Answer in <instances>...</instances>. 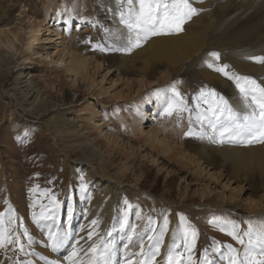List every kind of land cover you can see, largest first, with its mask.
<instances>
[{
	"label": "rangeland",
	"instance_id": "rangeland-1",
	"mask_svg": "<svg viewBox=\"0 0 264 264\" xmlns=\"http://www.w3.org/2000/svg\"><path fill=\"white\" fill-rule=\"evenodd\" d=\"M189 2L197 11L185 21L188 28L198 34L204 31L207 40L213 41L216 21L231 18L236 22L242 16L251 19L246 30L248 41L240 43L239 38L234 44L224 43L222 54L211 52L219 53V59L209 53L201 59L184 61L178 67L169 64L166 57L151 55L153 60L144 77L149 85L140 87L137 74L141 73L140 59L147 50L138 52L143 49L142 43L130 51L125 50L129 47V33L121 22L120 13L128 12L130 6L126 0H0V35L21 31V42L15 51L5 44L0 45V58L13 55L7 79L0 81V235L5 237L4 247L0 246V264H53L57 259L58 250H53L49 233L60 236L69 231L70 234L77 213L86 207L87 180L73 164L80 159L89 161L97 170L101 166L105 177L120 179L126 209L115 212L113 205L101 202L94 213L100 215L97 220L104 215H120L117 216L119 229L115 226L116 234L111 237H121L123 243L117 246H121L118 257L124 256L125 262L135 258L134 263L129 264H142L145 260L142 250L147 252L150 245L157 243L162 230L159 254L155 257L161 261L157 264H165L167 250L173 243L180 245L175 251L182 253V264H189V256L194 264H202L206 249L207 260L212 264H228L227 245L243 255L249 240L244 232L250 225L255 230L264 224L261 216L264 187L259 188L258 181L250 185L232 178L227 182L232 169L227 164L221 165L225 168H222L221 178L215 180L208 174L218 173L221 162L215 165L209 162L204 168L206 171H201L195 163H181L170 153L175 149L185 150L202 162L207 159L198 148L203 142L224 146L227 140L222 142L224 136L220 135L219 126L214 131L209 125V120L213 119L209 108L222 96L235 109L229 93H240L235 77L241 75L232 56L236 53L234 49L245 47L264 33V0ZM30 15L36 21L45 15L50 17L51 29L55 30L52 39L85 59L87 68L81 74L74 77L38 56L31 62L23 60L24 42L28 37L26 19ZM201 17L205 18L203 24L199 22ZM56 31L60 32L59 39L54 37ZM227 38L221 37V43ZM207 46L216 48L214 44ZM235 57L240 61L241 51ZM209 63L213 64L212 68L208 67ZM225 64L229 66L225 71L233 79L215 71V67ZM28 66L31 68H26ZM171 70L173 72L169 73ZM26 71L30 73L27 77L36 83L39 99L45 100V110L38 105H27L17 99V92L13 94L14 79ZM206 71L212 78L206 76ZM259 78L264 80V73ZM213 92L216 95H212ZM169 104L173 106L171 115L166 111ZM139 108L143 111L141 115ZM9 110H12L11 115H8ZM65 115L73 120L61 126L59 118ZM133 117L139 119L141 129L138 131L133 129ZM97 126L101 127L100 135L94 134ZM153 131H157L155 137L164 138L173 150L164 153L161 145L154 141ZM83 134L89 135L92 141L103 138L104 134L109 136L108 150H101L96 161L79 158L78 149L86 138ZM234 144L231 146L251 147L260 142ZM206 191L208 194L204 195ZM92 200L90 203L94 202ZM144 201H149L148 206ZM165 202L173 207L165 210L162 206ZM20 203L21 208H18ZM203 203L210 205L205 219L201 214ZM186 206L194 212L183 209ZM176 230L179 235L177 233L172 242ZM230 232L241 236L244 244L238 243L228 234ZM192 233L196 234L195 246L188 251L183 238L187 237V242L191 243ZM214 248L219 251H213ZM109 250L98 247L94 254L99 257ZM221 253L224 254L222 260Z\"/></svg>",
	"mask_w": 264,
	"mask_h": 264
},
{
	"label": "bare ground",
	"instance_id": "bare-ground-1",
	"mask_svg": "<svg viewBox=\"0 0 264 264\" xmlns=\"http://www.w3.org/2000/svg\"><path fill=\"white\" fill-rule=\"evenodd\" d=\"M49 18L50 17L48 15H45V17L42 20L38 19L39 21H36L34 20L32 15L27 17L26 25H27L28 37L24 42V47H23L24 50L22 55L23 60L26 62H31L32 60L35 59V56H38L39 59L43 61L57 64L60 68H63L64 70L70 72L74 77L81 74L82 71L87 68L85 66V59H82L81 56H79L78 54L68 51V49H65V47H61L62 46L61 44L59 45L57 42H55L54 38L52 39V33L55 30L51 29ZM221 20L222 19L220 18L218 21L214 23L215 27L213 28L214 29L213 41L207 40L204 31L198 34L196 30L188 28L189 24L185 22L182 25V30L179 32L172 31L170 33H161L158 35H153L152 37L149 36L148 39L150 40L148 39L141 40V43L143 44L142 45L143 49L139 50L138 52H145V50H147V52H145L146 54L145 57L140 59L141 73L137 74L138 85L140 87L149 85V81L147 80V78L144 77H147V71L150 68L151 61L153 60L152 59L153 56L151 55H154L155 57L158 54L157 56L158 58L166 57L169 60L168 62L169 64H172L174 67H178L180 63L184 61H190V59L191 60L201 59L205 55L211 53L212 51H217L222 54L224 50L222 48V45L224 43L234 44L239 38H241L240 43L248 41L249 33L246 32V30L251 23V19H244L242 16H239L236 22H234L233 19L231 18H226V21L223 22H221ZM204 21L205 18L203 17L199 19L200 24H203ZM236 34L237 36H233ZM8 35L10 34H6L4 36L5 39L4 37H2V34L0 35V45L5 44V46L9 50L15 51L17 47H19L20 45L19 43L21 42V31L18 30L15 31L13 35L12 33L10 36ZM55 36H57L56 39H59L60 32L56 31L54 33V37ZM221 37H228V38L221 43L220 40ZM144 43L147 44L146 48L144 47ZM207 44H214L215 45L214 47L216 48L212 49L211 47L207 46ZM234 51L236 53H239V51H241L242 59L240 61L236 59L235 57L236 53L232 56L233 61L236 62L235 65L237 66L240 75L250 76L254 78L257 81V83L264 86V80H261L259 78L264 73V64H260V65L254 64L248 62L246 58L249 55H252V53H256L255 56L256 55L260 56L264 54V33L257 35V37H255L253 40L248 42V44L245 47H238L237 49H234ZM229 53H231V51ZM12 56L13 55L9 54L7 57L0 58V81H5L7 79V75L9 74V70H10L9 61H11ZM26 68H31V66H28ZM172 72L173 71L171 70L169 73ZM28 73L29 71L28 72L26 71V73L23 72L14 79L13 94L18 93L19 96L17 99L25 102L27 105H32V106L38 105L41 107V109L45 110L46 109V107L44 106L45 100L39 99L40 94L38 89L36 88V83L32 81L30 76L27 77ZM205 74L207 77L212 78V75L208 71H206ZM229 94H230L229 99H231V101L235 104L234 106L237 111H240L241 113L247 111V109H245L244 107L240 93L235 92L234 94L232 93ZM42 98L45 97L42 96ZM158 100L159 99H157V101ZM138 111L140 112V115L141 113H143V111H141L140 108L138 109ZM11 114H12V110H9L8 115ZM149 115L150 114L146 116ZM92 116L93 115L91 114V118ZM141 118L144 119L143 116ZM132 119H134L133 129L137 131L140 130L141 125L138 122L139 119L134 117ZM146 119L149 121L148 117H146ZM70 120H73V118L68 117L67 115H65L64 117L61 116L59 118V124L63 126V124H67L68 122H70ZM95 128L97 131H95L94 134L100 135L101 127L97 126ZM153 133H155L154 141H156L157 143H159V145H161L164 153L166 152L169 153V151L173 150L172 147H169V145H167L164 142L165 141L164 138L155 137L157 135V131H153ZM163 133L164 135H166L165 132ZM107 136L108 135L104 134L102 136L103 138H99V139L95 138L92 141L89 135L83 134L82 137H86V138L84 144L80 146L78 149V151L81 154L79 158H86V159L90 158V161H94V160L96 161V159L101 156V150H103V152L108 150L107 144H109L110 140L108 138L109 136L108 137ZM223 136L224 138L220 136L221 139L223 138L222 142L227 140L226 141L227 143L223 142L224 146L217 147L215 146L217 143L213 145L212 142L209 143L203 142V144L198 147L199 149L203 150L205 156L207 157V159L203 160L202 162L196 158V155L189 154L187 151L181 149L173 150V152L170 153V156L173 159L180 161L181 163L186 162L188 165L191 163H195L196 166L201 171H206L204 168H207L209 166V162H212L213 165H215L216 162L218 163L221 162L222 164H219V167L223 164L230 165L232 168L230 170L231 177L229 178L228 176L226 178L227 182L230 181L232 178H234L236 181L239 180L245 181L250 185L253 184L255 181H258L259 188H263L264 184L262 182H264V142H260V144H255L251 147L231 146V145H235L234 143H236V141H234L232 137L228 136L227 133H225ZM111 140L112 143L115 142V139H111ZM93 142L95 146L93 145ZM205 162L206 165L204 164ZM73 164L76 167V171L79 173H83L85 179L87 180L88 185H86V190H85L86 198L84 197L86 202V207L80 209L79 210L80 212L77 213L75 221L73 224H71L70 227L71 229H69L70 237L65 241L62 247L57 248L58 256L57 255H56L57 257L55 256L57 259L53 261V264H97V260L101 258V256L103 257L104 260H107L109 264H129L130 261H133L134 263L135 258L131 259L129 262H125L123 260L124 256L118 257V250L120 249L121 246L118 248L117 246L119 244H122L123 242L121 241V237L118 235L111 237L113 233L116 234L115 226L117 229H119V226H117V223L119 221L117 220V216L120 217V215L119 214L115 216H113L114 214L109 216L104 215L101 220H97L100 217V215H97V212L94 213L97 210V208H99L97 206L101 202L103 205H106V203L113 205V210H115V212L119 211L120 209H126L125 208L126 204L124 202L125 198L122 196L123 189L121 188V182L119 181L120 179L110 178L107 176L105 177V175H103L102 173L103 168L101 166H99V169L97 170L95 167H93L91 163H89V161L85 159H80L77 161L74 160ZM222 168L225 167L221 166V168H218L219 169L218 173L216 174L209 173L208 175L214 176L215 180L217 178H221L222 175L221 171L223 172ZM239 189L240 188H238V190ZM207 192L208 191L204 192V195H207L208 194ZM91 200L94 202L90 203ZM146 202L149 201H144V204L148 206ZM164 204L162 206L165 207L164 208L165 210L167 209L166 207L168 208L169 206L173 207L170 203L165 202ZM17 206L18 208H21V203L17 204ZM135 206L136 205H134V207ZM209 206L210 205H206L205 203H203L202 205L203 207L202 209L204 210L203 212H201V214L203 215L204 219L207 218L206 213H208L207 211L209 210L208 208H210ZM190 208L191 207L186 206L183 209L188 210L189 213H193L194 211L192 210V208L190 210ZM15 210L17 209L15 208ZM174 210L177 209L174 208ZM263 210H264V206H263ZM84 211L85 213L83 214ZM261 216L264 217V211L262 212ZM204 219L203 221H205ZM93 220H97V224L94 225L92 223ZM197 222L199 223L200 221L198 220ZM120 232L122 233V231ZM178 232L179 231L176 230V233L173 232V235L171 234L173 236L172 242H175ZM65 233H69V231H66L63 234ZM89 233H91V239H89ZM63 234L60 236H63ZM168 237L169 235L166 236L164 239L165 244L167 242ZM102 244H104V246H102ZM98 247H100V250L101 248L103 250L110 248V250L101 253L99 257H97L94 254L95 252L92 251V249L93 248L97 249ZM74 248L77 250V255L69 259V256L72 254ZM120 255L121 254L119 253V256ZM51 258L53 257L51 256ZM160 261H161L160 258L155 259L153 264L160 263Z\"/></svg>",
	"mask_w": 264,
	"mask_h": 264
},
{
	"label": "snow or ice",
	"instance_id": "snow-or-ice-1",
	"mask_svg": "<svg viewBox=\"0 0 264 264\" xmlns=\"http://www.w3.org/2000/svg\"><path fill=\"white\" fill-rule=\"evenodd\" d=\"M126 3L130 6L128 12H121L120 15L122 18L121 22L126 25L129 33L127 40L129 47L125 49L128 51H130L132 47H139L141 40H147L150 35L181 31L184 22L190 19L192 15L196 14L197 11L192 7L189 0H126ZM210 55L219 59V53L213 52L210 53ZM246 58L264 64V56H250ZM208 67L212 68L213 64L209 63ZM228 67L227 64L222 67H215V71L223 73L225 76H228L229 79H233V77L229 76L225 71ZM235 82L247 111L241 113L235 110L233 106L221 96L219 97V102L216 103L214 107L210 106L209 108L213 117V119L209 120V125L214 131H216L217 126H219L218 130L221 136L228 133L236 142H264V86L257 83V81L250 76H236ZM177 95L179 94L177 93ZM212 95H216L215 92H213ZM172 107L173 106L169 104L166 109L169 115L172 114ZM92 223L95 225L97 221L93 220ZM167 223L168 221L165 219V228ZM25 234H27L26 229ZM228 234L232 235L238 243L244 244L243 238L235 232H230ZM69 236V233H65L63 236H57L50 232L49 239L52 241L53 250L62 247ZM244 236L249 237V240L244 247L242 256L237 254V250L233 248L232 245L226 246L228 249V264H264V259L257 258L264 257V224L255 230L250 225L249 230L244 232ZM162 237L163 230L160 233L157 243L150 245L147 252H143L142 250V255L145 257L142 264H153L155 257L159 254V245L162 242ZM89 239H91V233H89ZM183 239L185 240V249L191 251L195 246L196 234L192 233L191 243L187 242V237ZM253 240H255V244ZM8 242L11 243L12 241L9 240ZM4 243L5 237L0 235V246H3ZM177 247H180V245L175 243L169 246L165 264H182V253L175 251ZM21 250H23V246H21ZM92 251L95 252L96 249L93 248ZM213 251L218 252L219 249L214 248ZM76 255L77 250L74 248L69 259ZM220 259H224L223 253L220 254ZM188 261L189 264H194L191 256L188 257ZM101 262L102 264H109L102 256L97 260V264H101ZM202 264H212L211 261L207 260V249L205 250V259Z\"/></svg>",
	"mask_w": 264,
	"mask_h": 264
}]
</instances>
